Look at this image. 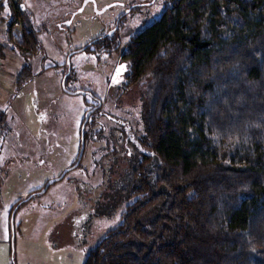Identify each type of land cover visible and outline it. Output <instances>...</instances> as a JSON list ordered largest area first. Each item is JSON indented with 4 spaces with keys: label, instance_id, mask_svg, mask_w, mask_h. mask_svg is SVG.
Wrapping results in <instances>:
<instances>
[{
    "label": "trees",
    "instance_id": "trees-1",
    "mask_svg": "<svg viewBox=\"0 0 264 264\" xmlns=\"http://www.w3.org/2000/svg\"><path fill=\"white\" fill-rule=\"evenodd\" d=\"M10 6L13 22L20 20L21 5ZM247 11L259 14L257 29L213 42L214 14L223 27L245 28ZM8 32L20 57L37 54L34 31ZM115 33L75 52L119 50ZM121 58L128 72L120 92L146 84L137 102L143 133L132 130L125 159L124 190L133 201L83 264H264V0H166L161 17L124 45ZM33 75L25 64L16 86ZM101 107L86 124L85 146Z\"/></svg>",
    "mask_w": 264,
    "mask_h": 264
},
{
    "label": "rangeland",
    "instance_id": "rangeland-1",
    "mask_svg": "<svg viewBox=\"0 0 264 264\" xmlns=\"http://www.w3.org/2000/svg\"><path fill=\"white\" fill-rule=\"evenodd\" d=\"M135 4L138 9L129 11ZM27 8L18 32L23 25L34 31L39 51L24 59L11 47L4 48L0 240H9L12 264L14 259L16 264H83L92 248L121 223L133 201L124 190L130 178L125 159L131 155L130 140L136 139L132 130L143 133L137 102L146 84L120 92L122 82H116L122 78L117 80L118 75L114 82L113 75L124 45L161 17L166 0H31ZM246 15L248 25L239 28L223 27L222 18L214 14L213 42L257 29L259 14ZM12 20L13 14L0 31ZM112 31L119 50L75 52ZM25 64L34 75L19 88L16 76ZM94 95L103 104L96 121L87 126L80 166L43 191L78 159L81 122L98 101ZM156 163L150 164V171Z\"/></svg>",
    "mask_w": 264,
    "mask_h": 264
},
{
    "label": "crops",
    "instance_id": "crops-1",
    "mask_svg": "<svg viewBox=\"0 0 264 264\" xmlns=\"http://www.w3.org/2000/svg\"><path fill=\"white\" fill-rule=\"evenodd\" d=\"M25 1H27V3ZM29 1H31V0L19 1L20 5H21V9L23 10V12H24V10L28 9L27 7H29ZM8 2H9V4H11L10 0ZM9 4H7V1H5L1 4V0H0V25H2V26H4L5 21L12 14V8ZM22 6H24V9L22 8ZM30 12L32 13L31 10H30ZM22 18H20V20L15 21V22H13V20H12V22L8 26V28H5V29L1 28V31H0V58L2 59V68L0 71V96H1L2 89H3L2 86H4V83H5V81H4L5 71H4V67H3V62L5 59V52H4L5 46L11 47V49L14 51V53H16L18 55L17 51L14 48V45L12 44L11 40L9 39V36H8L9 32L8 31L11 27L15 34H19L18 28L20 27L21 23H23ZM22 27H23V29H22V31H23L26 27H24V25ZM0 99H1V97H0ZM5 115L6 114L4 113V111L0 108V119L2 117H4ZM8 242H9V240H7V238H5V240H3V241L0 240V264H12L11 263L12 252H11V249L9 246L10 244ZM13 259H14V256H13ZM13 264H16L15 259L13 260Z\"/></svg>",
    "mask_w": 264,
    "mask_h": 264
},
{
    "label": "water",
    "instance_id": "water-1",
    "mask_svg": "<svg viewBox=\"0 0 264 264\" xmlns=\"http://www.w3.org/2000/svg\"><path fill=\"white\" fill-rule=\"evenodd\" d=\"M22 8L24 9V6H22ZM117 27H118V26H117ZM114 32H115V31L110 32L109 35H112ZM91 49H92V50H95V46H91ZM120 66H121V65L119 64L118 67L116 68V71H115V73H114V75H113V80L115 79V77H116L118 74L123 73V70H120ZM99 105H101V102H100V101H99ZM94 111H95V108H92V109L88 110L87 113H86V116H85V120H84V123H83V126H82V134H81V137H82V145H81V153H80V155H79V160L82 158V156H83V151H84V148H85V127H86L87 122H88L89 120H91V117H90V116H91V114H92ZM69 169H70V168H67V169L64 171V173L62 174V176H60V178H55V179L50 180V181L47 183L46 187L43 189V191H44V190H45L50 184H52L53 182H55V181L61 179L62 177H64L65 174L67 173V171H68Z\"/></svg>",
    "mask_w": 264,
    "mask_h": 264
},
{
    "label": "flooded vegetation",
    "instance_id": "flooded-vegetation-1",
    "mask_svg": "<svg viewBox=\"0 0 264 264\" xmlns=\"http://www.w3.org/2000/svg\"><path fill=\"white\" fill-rule=\"evenodd\" d=\"M119 64L121 65V66H120V70H123V73L118 74L119 77L117 78V80H119L120 78H122V80L116 82V77H115V79H114L115 81H114V82H116V83H119V82L124 83V82L126 81V75H127V72H128V63H127L123 58H121ZM122 66H126V69L123 68ZM118 75H117V76H118ZM114 82H113V83H114ZM122 83H121L117 88H119V87L122 85ZM94 99H95V101H96V100H98V101H96L95 103H93V104L91 105V108H90V109H92V108H95V109H96V107L99 106V99H98V98H95V97H94ZM101 106H102V103H101L100 107H101ZM90 109H89V110H90Z\"/></svg>",
    "mask_w": 264,
    "mask_h": 264
},
{
    "label": "built area",
    "instance_id": "built-area-1",
    "mask_svg": "<svg viewBox=\"0 0 264 264\" xmlns=\"http://www.w3.org/2000/svg\"><path fill=\"white\" fill-rule=\"evenodd\" d=\"M5 1H9V0H1V4ZM11 2H13V4L16 6V7H19L20 6V2L19 0H10ZM1 68H2V59L0 58V71H1Z\"/></svg>",
    "mask_w": 264,
    "mask_h": 264
},
{
    "label": "snow or ice",
    "instance_id": "snow-or-ice-1",
    "mask_svg": "<svg viewBox=\"0 0 264 264\" xmlns=\"http://www.w3.org/2000/svg\"><path fill=\"white\" fill-rule=\"evenodd\" d=\"M122 67L126 69V66H122Z\"/></svg>",
    "mask_w": 264,
    "mask_h": 264
}]
</instances>
